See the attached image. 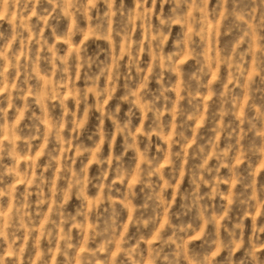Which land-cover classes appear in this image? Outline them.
Masks as SVG:
<instances>
[{
	"label": "clouds",
	"instance_id": "clouds-1",
	"mask_svg": "<svg viewBox=\"0 0 264 264\" xmlns=\"http://www.w3.org/2000/svg\"><path fill=\"white\" fill-rule=\"evenodd\" d=\"M0 264H264V0H0Z\"/></svg>",
	"mask_w": 264,
	"mask_h": 264
}]
</instances>
